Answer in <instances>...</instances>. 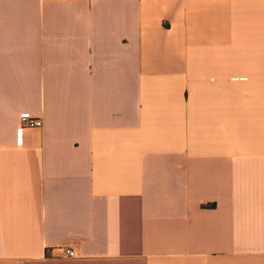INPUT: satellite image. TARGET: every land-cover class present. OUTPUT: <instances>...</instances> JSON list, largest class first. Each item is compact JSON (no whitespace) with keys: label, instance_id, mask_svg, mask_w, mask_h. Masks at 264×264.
<instances>
[{"label":"crops","instance_id":"0c3cea01","mask_svg":"<svg viewBox=\"0 0 264 264\" xmlns=\"http://www.w3.org/2000/svg\"><path fill=\"white\" fill-rule=\"evenodd\" d=\"M0 264H264V0H0Z\"/></svg>","mask_w":264,"mask_h":264},{"label":"built area","instance_id":"2783aa9c","mask_svg":"<svg viewBox=\"0 0 264 264\" xmlns=\"http://www.w3.org/2000/svg\"><path fill=\"white\" fill-rule=\"evenodd\" d=\"M21 125H22V129L30 128V127H40L42 125V122L39 118H34L29 114H22ZM65 254L67 257L75 256V253L72 250H66Z\"/></svg>","mask_w":264,"mask_h":264}]
</instances>
